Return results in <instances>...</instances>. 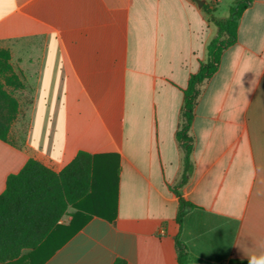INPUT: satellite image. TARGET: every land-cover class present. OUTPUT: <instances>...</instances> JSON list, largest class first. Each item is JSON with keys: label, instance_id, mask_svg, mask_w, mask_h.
<instances>
[{"label": "crops", "instance_id": "1", "mask_svg": "<svg viewBox=\"0 0 264 264\" xmlns=\"http://www.w3.org/2000/svg\"><path fill=\"white\" fill-rule=\"evenodd\" d=\"M204 1L216 10L235 0ZM203 5V6H204ZM197 0H0V49L22 87L0 195L30 159L64 170L97 160L95 192L46 242L0 264H248L264 252V0L201 86L190 135L193 205L177 222L189 78L217 28ZM215 12V14H216ZM227 18V17H225Z\"/></svg>", "mask_w": 264, "mask_h": 264}, {"label": "trees", "instance_id": "2", "mask_svg": "<svg viewBox=\"0 0 264 264\" xmlns=\"http://www.w3.org/2000/svg\"><path fill=\"white\" fill-rule=\"evenodd\" d=\"M252 2L235 0L227 18H218L215 9L203 6L209 22L217 28V35L207 46V60L200 63L198 72L190 76L188 86L183 90L182 124L176 138L184 150V162L181 179L173 188L179 197L177 222L180 226L186 210L193 208L182 198L180 189L187 184L194 170V139L190 131L201 86L218 72L223 53L237 42L240 19ZM21 87L11 65L10 52L0 49V140L3 142H10V131L19 114V102L10 89L16 91ZM99 158L81 152L59 173L30 159L18 174L8 177L6 189L0 195V263L17 260L25 250H37L69 208L76 209L77 214H94L82 202L93 199ZM177 248L179 264H188L178 242Z\"/></svg>", "mask_w": 264, "mask_h": 264}, {"label": "clouds", "instance_id": "3", "mask_svg": "<svg viewBox=\"0 0 264 264\" xmlns=\"http://www.w3.org/2000/svg\"><path fill=\"white\" fill-rule=\"evenodd\" d=\"M261 248H264V244L260 246ZM248 264H264V252H262L259 256L252 255V256H247Z\"/></svg>", "mask_w": 264, "mask_h": 264}, {"label": "rangeland", "instance_id": "4", "mask_svg": "<svg viewBox=\"0 0 264 264\" xmlns=\"http://www.w3.org/2000/svg\"><path fill=\"white\" fill-rule=\"evenodd\" d=\"M232 5V4H231ZM231 5L229 6H226V5H222L219 10L216 12V16L218 18H225V17H228L229 16V10H230V7Z\"/></svg>", "mask_w": 264, "mask_h": 264}, {"label": "water", "instance_id": "5", "mask_svg": "<svg viewBox=\"0 0 264 264\" xmlns=\"http://www.w3.org/2000/svg\"><path fill=\"white\" fill-rule=\"evenodd\" d=\"M197 3L199 5V7H202L204 5V1H198L197 0ZM233 264H241V263H233Z\"/></svg>", "mask_w": 264, "mask_h": 264}]
</instances>
